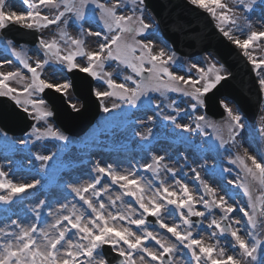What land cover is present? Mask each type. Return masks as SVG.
I'll return each mask as SVG.
<instances>
[{
	"label": "snow or ice",
	"instance_id": "6c2138e0",
	"mask_svg": "<svg viewBox=\"0 0 264 264\" xmlns=\"http://www.w3.org/2000/svg\"><path fill=\"white\" fill-rule=\"evenodd\" d=\"M25 6L19 13L13 9L9 0H0V30H5L9 25L19 24L30 30L47 29L49 26L64 27L60 30V39L69 44L70 51H64L60 41H50L40 38L38 46L46 57L43 61H37L33 67L20 53L12 49V54L21 63L23 69L31 74L30 80L25 81L24 74L17 70L14 72H0V97H8L20 105L25 113L34 120H46L53 113L47 109V102L40 95L46 90H54L67 96V90L71 87L67 81L63 83L51 82L41 78L45 65L54 60L63 65L68 71L78 70L106 85V90H95L94 94L100 101L103 112L122 110L125 105L130 108L138 107L140 103L152 102V93L166 95L168 92L181 93L190 98L189 108L195 112L205 106V97L213 89L228 79L230 73L224 70L223 65L209 64L206 68L192 64L191 69L198 73L193 77L189 74L180 75L172 70L171 65L176 63L175 54H167L164 49L153 51L151 41L146 40L145 34L154 28L153 23L146 22L145 0H21ZM192 5L206 10L218 21L219 30L233 44L242 50L243 55L256 72L259 91L264 94V57H255L252 49L255 43L264 41V30H250L246 38L240 39L233 35L234 30L243 32L251 29L252 23L246 13L252 12L255 7L264 5V0H234L243 10L237 12L223 0H189ZM43 9H54L55 14L49 16L43 13ZM79 27L80 36L92 38L98 41L95 51L85 48V39L71 37L66 28L69 23ZM243 22V24L241 23ZM98 24L100 31H93L92 26ZM85 25H88L86 28ZM227 26V30L225 28ZM103 37L102 40L100 38ZM12 41H7L10 47ZM86 58L84 62H78L77 58ZM117 61L130 69L132 75L123 77V82L118 83L112 73L104 72L105 64ZM3 62H0L2 65ZM8 63H11L10 61ZM223 72V74H222ZM9 81L23 83V87H12ZM131 82L132 87L128 82ZM114 98L119 103H111L106 106L105 101ZM227 114L224 126L229 133L228 139L218 136V148H224L231 141L236 142V136L246 125L239 111H234L223 100L220 101ZM71 107L74 110L75 104ZM156 107H159L157 104ZM168 107L173 108L177 115H169L165 119L171 121L174 126L186 132L203 130V127H215L207 122L205 115L195 117V129L191 123H176L177 116L183 109L176 107L172 101ZM152 121L154 117H149ZM34 131L29 136L36 140L50 137L59 141H67V137L58 129L49 125L41 131L33 126ZM260 132L264 135V126ZM4 135L6 133H0ZM141 140H148V134L136 133ZM26 145L28 140L20 141ZM56 153L50 155L36 154L35 159L40 161V168L45 169L48 162L53 160ZM165 156L153 155L151 163L142 165L146 172H150L153 180H146L134 170H118L111 164L102 166L97 163L94 171L96 176L86 184L69 183L66 185L85 205L90 213L85 215L73 204L71 209L67 204H60L53 211L52 206L41 199L30 212L35 220L40 221L41 212L48 209L47 215L53 217L52 222L38 224L32 222L23 224L18 220H11L10 224L0 227V264H112L106 257L104 246L116 254V264H177L176 256L181 251L179 246L190 253L188 264H264V239H261L254 231H249L247 236L241 235V227H233L231 214L239 211L246 218L252 230L260 228L264 230V220L258 221L257 217H264V195L254 196L253 183L264 188V155L257 158L244 150L243 155L237 154L230 163L238 165L243 172V177L237 175L236 179L229 183L241 189L247 197L246 205L239 202L229 203L224 196H218L216 189L211 187L202 177L199 171L192 169L195 179L199 181L204 195H196L198 189H190L189 184L181 179H175L177 172L173 167L164 163ZM248 161L251 163L249 164ZM203 167V165H202ZM230 172V169H224ZM162 172L171 173L174 180L168 183L161 177ZM7 173L0 168V189L6 194H0V202L5 205L13 203L15 199L24 196L29 190L35 189L41 184L40 179L31 182H14L7 179ZM107 178L111 184L117 185L121 190L115 198L108 193V186L101 184V178ZM90 193V195H88ZM107 196L108 203L101 197ZM131 197L138 205L133 207L131 203H125L124 197ZM207 197V198H206ZM231 199L235 200V197ZM120 201L121 205L110 210ZM202 204L204 211L198 210L197 205ZM213 209L221 213L217 219ZM8 209H5L7 212ZM67 211L68 214L63 213ZM176 215L179 223H167L164 214ZM154 218L161 229H165L175 238V242L161 234L149 230L148 218ZM197 219H193V218ZM211 217L209 220L208 218ZM208 220L207 228L215 229L212 237L217 235L230 236L233 251L239 255H226L225 249L216 244L205 243L203 236L193 230ZM235 223L239 224V221ZM135 226V228L133 227ZM155 242L158 249L149 246ZM150 258V259H148ZM179 264H184L180 261Z\"/></svg>",
	"mask_w": 264,
	"mask_h": 264
},
{
	"label": "rangeland",
	"instance_id": "374dc122",
	"mask_svg": "<svg viewBox=\"0 0 264 264\" xmlns=\"http://www.w3.org/2000/svg\"><path fill=\"white\" fill-rule=\"evenodd\" d=\"M223 2L235 8L237 12L243 11L234 0H223ZM9 3L18 13L25 10V6L22 4L21 0H9ZM129 6H131V0H129ZM52 10V15H54L55 10ZM246 15L252 23V28L245 29L243 32L234 30L233 35L240 39L246 38L247 32L250 30H264V5L258 4L252 12L246 13ZM145 17L146 22L151 23V21L147 19L146 13ZM216 22L218 24L217 20ZM241 23L243 24V22ZM94 25L95 26H92L93 31L101 30L98 24ZM63 27V25L59 27L55 25L49 26L47 29H44L41 38L48 41L52 39L60 41L64 50L62 54H67V52L71 50L69 44L64 43V41L60 39V30ZM225 28L227 30V26H225ZM154 29L155 27L150 29L146 35H149ZM66 31L73 38L85 39V48L88 51L97 50L98 41L95 37H81L80 32H76L70 24L67 26ZM146 35L145 38L151 41L154 52L164 49L167 54L171 55V51H169L164 44L158 42L154 38H148ZM102 39L103 37L100 38V40ZM7 41L9 40L4 38L0 32V62H3L2 65H0V72L7 73L19 70L26 78L23 83H26L30 80L27 71L17 68L10 61L9 56L6 55L5 52L12 53V49H15V51L20 53L23 58L27 59L33 67L37 61H41L40 56L30 54L27 46L18 48L13 42L11 46L8 47L6 46ZM259 45L260 46L257 47L254 43L252 49H250L253 51V55L258 58L264 57V41L259 42ZM175 57L176 63L171 65V68L180 75L189 74L192 64H197L199 67L205 68L211 63H215L217 66L221 65L219 58L214 54H205L193 60L179 56ZM84 59L86 58L78 57L77 61L83 63ZM9 61L11 63H8ZM224 70L227 71L225 68ZM104 72L112 73L113 78L117 79L118 83L123 82L124 76L133 74L130 69H127L117 61L106 63ZM190 74L194 78L198 76L195 69H191ZM41 78L59 83L66 81L56 70L47 72L46 65ZM9 83L12 87H23V83H18L17 81H9ZM128 84L130 87L134 86L130 81ZM96 90H106V85L98 81ZM67 93L68 96H71L74 100L72 104H75L76 107L81 106L77 104V100H75L76 98L73 93H71L70 89L67 90ZM151 96V103L145 101L135 108H130L125 105L122 110H114L109 113L102 112L95 126L79 138H72L62 132L68 138L67 141H59L50 137L36 140L35 137L28 135L34 131V128L23 139H17L9 134H6L7 138L5 139L4 135H0V168L8 174L7 179L14 182H31L33 179L41 180L40 185L35 189L29 190L24 196L15 199L13 203L5 205L3 202H0V227L10 224L11 220H18L23 224L37 222L34 214L30 212V208L41 199L50 204L53 211H55L60 204H67L69 209H71V206L74 204L78 210L84 211L85 215H88L90 212L86 209V205L83 201L78 203L77 200L73 198L66 199V197H64L65 192L72 193L71 190L66 187L67 184H86L92 181L96 176L94 168L97 163L102 166L111 164L118 170H134L146 180H153L152 174L146 172L142 167V165L146 163H151V157L153 155L165 156L164 163L176 169L177 175L175 179H181L188 183L190 189H198V191L195 192L196 195H204V192L199 181L195 179V173L191 170L192 167L200 172L201 177L211 187L217 189L216 192L218 196H224L229 203L239 202L240 204L246 205V195L234 184L229 183L235 180L237 175L243 177V172L240 167L230 163V159H234L237 154L243 155L245 149L248 150L249 154L257 156L258 159L264 155V135L260 132L261 127L264 126V103L255 123H247L245 120H242L246 127L238 132L235 143L230 141L229 144L225 146L228 149L225 151L224 148H218V136L222 135L225 139L229 137L227 128L224 126L227 115L222 119H214L206 115L204 107L193 112L189 108L191 103L190 98L181 93H177L176 96H174L172 92H168L163 96L159 93H152ZM172 101L176 102L177 108L184 110L177 116L176 123H191L193 129H195V117L205 115L207 122L215 125V127H203L202 131L194 130L191 132L176 128L171 121L165 119V117L169 115H177L173 108L168 107ZM223 101L234 111H239L236 105L230 103L228 100ZM113 102L119 103L118 100L112 98L106 100L105 104L111 107V103ZM157 104L159 107H156ZM46 107L50 110L47 104ZM149 117H154V119L149 121ZM49 125H51L53 129H58L51 121V117L46 120H37V125L35 127L43 131ZM148 129H151V135L148 140H141L140 136L136 135V133L147 135ZM0 133L5 132L0 129ZM22 140H28V143L22 145L20 143ZM52 153H56L55 158L48 162L45 169H41L40 161L35 159V155H50ZM248 163L250 164L251 162L248 161ZM224 169H230L231 171L225 172L223 171ZM161 177H170L168 178V183H173L174 178L171 173L162 172ZM187 178L190 179V181H194L189 183L186 181ZM153 183H158V181L153 180ZM101 185L108 186V193L111 194L113 198L121 191L117 185L111 184V181L104 177L101 178V184L97 185V188ZM252 187L254 189V196L264 195V188H261L259 184L253 183ZM45 189L56 192V194H54L55 196H49L45 193ZM0 193L6 194V191L0 189ZM72 194L75 195L74 193ZM88 195H90V193ZM232 197H235V200L231 199ZM94 199H103L106 204L108 203L107 196L103 193L101 197ZM124 199L125 203H128V200H126L128 197H124ZM117 204L121 205V202L117 201L116 205L110 210L115 211V208L119 207ZM83 205H85V207H83ZM136 208H138V206H136ZM197 208L198 210L204 211L202 204H198ZM5 209H8V211L5 212ZM47 212V208L42 210L40 221L37 222L38 224H42L45 221L49 223L52 222L53 217H49ZM213 213L217 219L220 218L221 213L218 209H213ZM63 214L67 215L68 212L65 211ZM165 214L167 219H169L167 221L168 223L180 222L178 216ZM164 219L166 218L164 217ZM208 219L210 220L211 217ZM257 219L258 221L264 220V217L258 216ZM236 221H239V224L235 223ZM231 222L233 223V227L242 226L241 235L246 238L250 239L247 233L249 231H254L261 239H264V230L260 228L252 230L246 218L243 217V214L239 211L231 214ZM207 223L208 220H205L202 225L197 226L193 230L194 236L196 233H199L204 239L209 240H205V243L216 244L219 242V247H223L225 253L230 251L233 243L230 236L217 235L210 239L208 233L217 230L208 229ZM219 236L223 237V239H220ZM164 237L169 239L166 234ZM149 246L154 249H158L159 247L156 244L152 245V242L149 243ZM184 251V254L181 252L177 253L176 257L179 258H175L177 264H179L180 261H183L184 264H188L189 260H187V256H190V253H188L187 250ZM236 252L235 255H239L238 251Z\"/></svg>",
	"mask_w": 264,
	"mask_h": 264
},
{
	"label": "water",
	"instance_id": "95a60500",
	"mask_svg": "<svg viewBox=\"0 0 264 264\" xmlns=\"http://www.w3.org/2000/svg\"><path fill=\"white\" fill-rule=\"evenodd\" d=\"M145 1L159 17L165 36L173 42L177 50L184 55H190L213 49L224 57L226 65L233 70L234 75L225 80L222 85L207 97L208 111L213 114L218 107L220 95L229 94L248 112L251 119H255L260 104V93L251 83L254 80L249 73H246L244 80L239 78L237 67L233 61L236 58L240 62L241 59L233 53L231 47L218 33L210 18L204 12L192 8L183 0ZM29 32L27 29L14 26L4 30V34L14 39L17 43L24 41V39L19 37L20 34H29ZM238 83H240L239 89L236 86ZM75 87L76 93L85 102V108L76 115L87 116L94 113L92 116L89 115L91 117L90 126L100 112L98 104L91 97L92 82L76 78ZM50 101L55 106V117L59 125L63 129L68 130L69 123L76 120L74 118L75 115L66 109L63 99L53 101L50 98ZM88 122L89 117H86L79 123L82 131ZM33 123L34 121L29 119L27 113L18 111L12 103L0 98V125L7 132L23 135L31 128Z\"/></svg>",
	"mask_w": 264,
	"mask_h": 264
},
{
	"label": "bare ground",
	"instance_id": "6f19581e",
	"mask_svg": "<svg viewBox=\"0 0 264 264\" xmlns=\"http://www.w3.org/2000/svg\"><path fill=\"white\" fill-rule=\"evenodd\" d=\"M26 177H27V176H26ZM26 177H25V178H26ZM165 179L167 180V177H165ZM213 188H214V187H213ZM214 189H216V188H214ZM216 190H217V189H216Z\"/></svg>",
	"mask_w": 264,
	"mask_h": 264
}]
</instances>
